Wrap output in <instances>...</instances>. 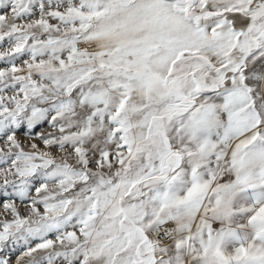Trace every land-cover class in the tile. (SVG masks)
<instances>
[{"label": "snow or ice", "instance_id": "obj_1", "mask_svg": "<svg viewBox=\"0 0 264 264\" xmlns=\"http://www.w3.org/2000/svg\"><path fill=\"white\" fill-rule=\"evenodd\" d=\"M0 141V264H264V0H0Z\"/></svg>", "mask_w": 264, "mask_h": 264}, {"label": "rangeland", "instance_id": "obj_2", "mask_svg": "<svg viewBox=\"0 0 264 264\" xmlns=\"http://www.w3.org/2000/svg\"><path fill=\"white\" fill-rule=\"evenodd\" d=\"M20 138H21L22 141L24 140V137L23 136H21ZM0 143H2V141H0Z\"/></svg>", "mask_w": 264, "mask_h": 264}]
</instances>
